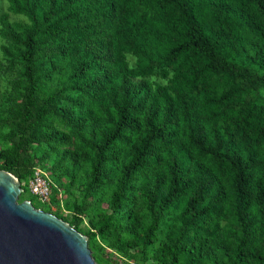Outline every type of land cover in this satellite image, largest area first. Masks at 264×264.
I'll list each match as a JSON object with an SVG mask.
<instances>
[{"label":"trees","instance_id":"trees-1","mask_svg":"<svg viewBox=\"0 0 264 264\" xmlns=\"http://www.w3.org/2000/svg\"><path fill=\"white\" fill-rule=\"evenodd\" d=\"M3 2L0 170L19 201L55 205L97 264L104 247L264 264V0Z\"/></svg>","mask_w":264,"mask_h":264},{"label":"water","instance_id":"water-1","mask_svg":"<svg viewBox=\"0 0 264 264\" xmlns=\"http://www.w3.org/2000/svg\"><path fill=\"white\" fill-rule=\"evenodd\" d=\"M21 182L0 170V264H97L87 237L52 213L19 202Z\"/></svg>","mask_w":264,"mask_h":264},{"label":"rangeland","instance_id":"rangeland-1","mask_svg":"<svg viewBox=\"0 0 264 264\" xmlns=\"http://www.w3.org/2000/svg\"><path fill=\"white\" fill-rule=\"evenodd\" d=\"M0 11L1 12H6L7 11L5 2H3V4L0 5ZM10 18L12 20H20L21 19L20 17H16L14 15H11ZM1 59H2V57H1V53H0V61H1ZM1 84L2 83L0 82V85ZM57 198L60 199V200H63L65 198V196H64V194L62 192H60V194L59 193L57 194ZM40 204H42V203H40ZM36 205H37V207H39L38 209H41V210H43L45 212H48V213H52L53 211H55L57 209L55 205L54 206L53 205H49L51 207L50 208L51 212H49V211H47V209H45V207L48 204H44L43 206H40L38 204H36ZM37 207H35V208H37ZM64 212H65V215H67V212L66 211H64ZM87 222H88V220L85 219L83 225L81 226L83 229H86ZM99 257L104 259V260H106L108 262V264H137L138 263V262H132V261L127 262L126 259L122 258L117 253H115L112 249H109L107 247H104V250L99 252Z\"/></svg>","mask_w":264,"mask_h":264},{"label":"built area","instance_id":"built-area-1","mask_svg":"<svg viewBox=\"0 0 264 264\" xmlns=\"http://www.w3.org/2000/svg\"><path fill=\"white\" fill-rule=\"evenodd\" d=\"M26 187L28 191L32 195L37 196L41 202L47 203L49 201L51 187L48 176L44 171L36 169Z\"/></svg>","mask_w":264,"mask_h":264}]
</instances>
